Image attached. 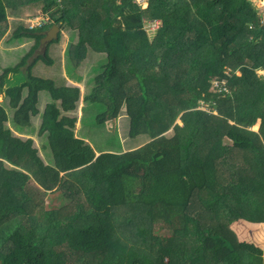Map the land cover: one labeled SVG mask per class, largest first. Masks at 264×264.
Listing matches in <instances>:
<instances>
[{"label":"trees","instance_id":"trees-1","mask_svg":"<svg viewBox=\"0 0 264 264\" xmlns=\"http://www.w3.org/2000/svg\"><path fill=\"white\" fill-rule=\"evenodd\" d=\"M148 1L0 0V42L35 41L1 76L14 117L0 103V264H264L233 228L264 226L262 17L250 0ZM38 11L50 23L34 29ZM165 19L177 26L150 36ZM54 26L59 38L39 54ZM39 64L59 73L43 77ZM86 68L88 82L76 74ZM213 81L226 90L211 93ZM43 92L52 164L11 127L32 125ZM82 102L99 113L91 137L110 141L119 119L116 149L77 135ZM50 192L70 204L48 210Z\"/></svg>","mask_w":264,"mask_h":264},{"label":"rangeland","instance_id":"rangeland-1","mask_svg":"<svg viewBox=\"0 0 264 264\" xmlns=\"http://www.w3.org/2000/svg\"><path fill=\"white\" fill-rule=\"evenodd\" d=\"M253 4V7L256 9L258 14L264 17V3L262 0H250ZM38 14L36 16L40 18L46 17L47 19H50V16L47 14H44L40 11L37 12ZM31 15V14H29ZM173 21V20H172ZM170 20H163L160 21V26L161 27H167V26H177L173 24L172 22L170 23ZM171 25H168V24ZM49 32V31H47ZM61 33V32H60ZM154 33H150V36H153ZM71 42V36L69 33L63 32L62 40L59 43L58 46H53L52 51L57 57V61L59 62V59H64L67 53V49L69 47V44ZM35 44L34 40H28L24 44L23 43H13V44H6L4 40L0 42V83H1V76L4 74L5 70L11 66H15L21 62L23 57L27 56L28 52L32 49L33 45ZM46 51L45 48H42L39 51V54H44ZM33 62V60L30 61V64ZM40 65V66H39ZM38 69L39 74L43 77H49L53 76L59 73V68L56 67L54 69H46L44 65L39 64ZM62 69L61 72L65 73L67 76V72L65 69V63H62ZM77 75L83 76L84 81L88 82L92 78L91 70L89 68H86L84 70H80L79 72H76ZM261 74L264 75V68L263 72ZM219 81H213L212 82V87L210 88L211 93H216L213 88L218 86ZM225 84V83H222ZM85 87H83V92H86ZM51 94L49 92H43L42 95V104L39 106L41 114L38 115L35 119H33V123L31 126H29L27 129H24L23 127L18 126L17 124H13V121L11 123L12 129L19 135L23 136L25 138H33L36 141V147L40 150L41 156L44 158L45 163L47 164H52L53 163V154L51 150L45 151L43 150L44 145L47 143V140L45 136L41 137L39 136L40 129L42 126L43 122V113L45 112L46 106L49 102H51ZM0 103L4 105V107L9 111L11 118L14 117V111L10 108L9 104V99H6L5 97L0 95ZM204 103V104H202ZM90 106L88 108L86 107V104L82 102V105L80 107V113H79V122L77 125V135L80 137H84L85 139L89 140L95 149H98V147L102 148V150H108V149H116V146H114V140H117V144L119 145V142L122 141V134L121 130L122 127L119 123V119L113 120L108 123V126L106 127L107 134L112 135L113 139L110 141H106L107 139L105 137L100 138V137H91V131L93 129L95 130L96 128V118L99 116L98 111H91ZM197 110H204L211 112L213 109L210 107L208 103L205 102V100L200 101L198 109ZM92 112V113H91ZM214 113V111H213ZM118 121V122H117ZM179 124H182L180 121H178ZM252 130L257 131L258 126H255L252 128ZM116 143V142H115ZM99 156V154H98ZM37 183L34 181V179L31 180L29 184V188H36ZM45 198L46 202V207L48 210H63L66 208L70 203L65 196H63L61 193L56 192L52 193L50 192ZM234 231L236 232L238 239L240 241H248L250 243H254L258 246L264 247V234L262 238H256L253 237L251 234L255 233V235H258L259 232H264V226H251L249 223H242V224H235L233 226Z\"/></svg>","mask_w":264,"mask_h":264},{"label":"built area","instance_id":"built-area-1","mask_svg":"<svg viewBox=\"0 0 264 264\" xmlns=\"http://www.w3.org/2000/svg\"><path fill=\"white\" fill-rule=\"evenodd\" d=\"M262 1L264 3V0H262ZM135 2L142 10H147L149 8V1L148 0H135ZM29 22L32 23V28L40 29V28L47 26V24L50 23V19H47L46 17H44V18L37 17L34 20H29ZM260 26L264 27V17L261 18ZM160 28H161L160 21H157V22L148 24L146 27V30L148 31L149 34L150 33L156 34L160 30ZM222 85H224V84L218 83V86L213 88L215 90V92H221V91L226 90V89L222 88ZM202 104H204V103H202Z\"/></svg>","mask_w":264,"mask_h":264},{"label":"water","instance_id":"water-1","mask_svg":"<svg viewBox=\"0 0 264 264\" xmlns=\"http://www.w3.org/2000/svg\"><path fill=\"white\" fill-rule=\"evenodd\" d=\"M60 32L61 29L59 26H54L49 32H44L43 34H45L46 37L42 40V47L46 49L49 43L57 40Z\"/></svg>","mask_w":264,"mask_h":264},{"label":"crops","instance_id":"crops-1","mask_svg":"<svg viewBox=\"0 0 264 264\" xmlns=\"http://www.w3.org/2000/svg\"><path fill=\"white\" fill-rule=\"evenodd\" d=\"M1 96H3V95H1ZM245 223H247V222H245ZM240 224H242V223H240ZM238 225V224H237ZM251 226H256L255 224H250ZM259 226V225H258ZM261 226V225H260ZM263 226V225H262ZM261 234H264V232L262 233V232H259V234L258 235H255V233H253V234H251L253 237H256V238H262L263 237V235L261 236ZM246 242H248V241H246ZM260 248H262L263 250H264V247H262L261 245L259 246Z\"/></svg>","mask_w":264,"mask_h":264}]
</instances>
